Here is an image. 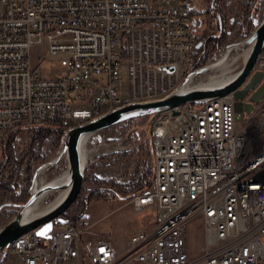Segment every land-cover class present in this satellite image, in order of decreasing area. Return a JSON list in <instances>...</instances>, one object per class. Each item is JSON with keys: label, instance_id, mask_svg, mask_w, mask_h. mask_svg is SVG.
<instances>
[{"label": "built area", "instance_id": "1", "mask_svg": "<svg viewBox=\"0 0 264 264\" xmlns=\"http://www.w3.org/2000/svg\"><path fill=\"white\" fill-rule=\"evenodd\" d=\"M193 3L0 0V140L25 128L67 132L172 94L204 45L196 50L202 24ZM34 51L64 74L43 78L31 65ZM256 70L264 71V58ZM233 106L229 95L157 116L152 186L128 201L154 217L122 250L110 239H83L63 218L48 238H17L0 264H264V109L236 120ZM102 146L125 151L111 136Z\"/></svg>", "mask_w": 264, "mask_h": 264}, {"label": "rangeland", "instance_id": "2", "mask_svg": "<svg viewBox=\"0 0 264 264\" xmlns=\"http://www.w3.org/2000/svg\"><path fill=\"white\" fill-rule=\"evenodd\" d=\"M257 1V12L253 19L255 27L264 16V5H262L263 0ZM246 2H248V0H226L222 7L216 5V11L210 15V18L202 19L201 24L203 28L199 29L196 38L198 39V43L201 41L204 42V45L199 49L193 60L192 69L190 70L191 72L195 71L198 67L210 63L211 61L212 64H214L218 60L219 56L228 49L226 48L227 46L238 44L249 36L245 37L247 35V29L240 20V12L243 10ZM212 5L213 2L210 3V0H194L193 8L197 13L201 14ZM223 6L224 10L222 9ZM221 15L224 18L223 22L225 25L224 29L222 27V31H224L223 33L227 32L228 36L226 42L218 46L216 39H213L212 37L217 36L218 31H220L218 25H216V19ZM229 21L231 22V25L238 26V28L233 30V32L229 30L232 27L231 25H228ZM232 52L233 51L229 52L228 55V57H230V61H232L238 54V52ZM37 54V52H33L34 56L32 57L31 65L33 67H38L39 73L43 78H58L64 74L63 70L57 63L42 62L40 64L36 58ZM263 58L264 57L260 55L259 59ZM214 75L215 74L213 72L197 75L193 80V85H197L202 81H205L202 83H206L207 79ZM185 77L186 76H184V78ZM255 106L258 109H264V100ZM132 121L133 122L127 121L113 126L90 137V141L86 147L88 152L98 149L97 146L99 145L100 140L110 136L115 142L123 141L125 151L123 153L111 154L109 153V148L107 150L101 148L98 151L97 156L95 158L93 157L92 161L87 164L84 185L79 195V197L82 196V201L86 198L87 194L97 190L96 182H106L110 185H120L124 183L127 176L139 166L138 161L140 159L141 162L145 161V167L147 159L140 154L146 156V150L151 148L150 134L153 124H148L149 117L137 118ZM240 125L241 124H238V127H240ZM34 129L38 128H25L17 132L15 140L10 146L13 153V159L10 160V165L6 164L8 160L6 161L4 159V156L0 151V167L4 164V167H1L0 171V206L8 204L6 207L3 206L0 210L4 217V219H0L1 228L10 222L11 219L8 220L10 214H17L19 211V208L17 207L18 205L8 200L7 193L14 191L16 188H23L30 192L31 187L33 186L32 182H34L36 178V175L34 178L35 171L39 167L51 162L61 155L62 144L67 132L62 138L56 135L52 140L46 143L41 153L43 154V157L46 158L45 160L35 164L31 163L29 161L28 153L30 151L31 138L33 137ZM86 150L84 148L83 156L89 154ZM66 167L67 161L64 156L59 163L53 165L52 167H48L45 172L46 181L50 182L60 176ZM13 169H18V173L11 172ZM54 197L55 194L48 197L42 204L41 208H45L48 204H50ZM63 216L62 218H64ZM153 217L154 212H133L128 201L113 200L107 203L93 201L90 204L85 205V210L81 217L82 221H79L77 225L82 232L83 239L88 241H94L96 239H110L115 244L117 250H122L128 237L138 229H145L150 219ZM197 239L198 240L195 244L191 243V253L194 254H198L200 250L198 249L200 238L198 237Z\"/></svg>", "mask_w": 264, "mask_h": 264}, {"label": "water", "instance_id": "3", "mask_svg": "<svg viewBox=\"0 0 264 264\" xmlns=\"http://www.w3.org/2000/svg\"><path fill=\"white\" fill-rule=\"evenodd\" d=\"M240 44L244 46L251 45V50L239 74L228 84L217 88L192 87L187 84L192 75L197 76L211 73L213 70L211 61L208 64L198 67L195 71L190 72L182 86L162 100L144 104L126 105L87 125L68 130L61 151V155L66 157L69 172V181L63 186V190H69L66 198L55 208L38 217L28 219L26 217L27 212L42 191L48 189L62 190L57 185H46L42 190L34 192L31 187L30 198L23 205L17 206L19 208L17 214L10 222L0 228V253L4 251L1 259L6 255V250L4 249L27 232L36 231L38 236L46 238L49 237L54 222L66 224L62 216L79 197L86 176L87 164L84 165L82 163L79 148V139L82 135H90L92 137L100 131L142 117H149L148 124L152 125L155 118L165 111H172L174 108L182 105L199 104L210 99L223 98L229 95H232L234 100L233 110L236 120H241L244 113L249 114L255 105L264 100V71L256 70L253 72L258 58L264 52V16L246 39L238 44L229 45L226 48H232ZM200 46L201 42L196 45V50ZM165 69L170 73L173 71L172 67ZM246 99L248 102H245ZM176 115V112H172V116ZM46 165H51L49 167L53 166L49 162L39 167L35 171L34 178L40 169ZM2 208L0 207V210Z\"/></svg>", "mask_w": 264, "mask_h": 264}, {"label": "trees", "instance_id": "4", "mask_svg": "<svg viewBox=\"0 0 264 264\" xmlns=\"http://www.w3.org/2000/svg\"><path fill=\"white\" fill-rule=\"evenodd\" d=\"M226 0H210V3L213 2V5L209 9L203 11L201 14L197 12H193L191 14L192 18H198L202 21L203 18H210L216 11V5L221 6ZM258 1L257 0H248L243 7V10L240 12V20L242 21L243 25H245L247 29V37L251 34V32L255 29V25L253 23V19L256 14ZM262 5H264V0L262 1ZM224 10V6L222 8ZM223 13V12H222ZM224 18L221 15L219 18L216 19V25H218L219 30L217 36H213V39H216L218 46L224 44L227 40L228 33L222 31V27L224 29ZM228 25H231V22H228ZM232 27L229 29L233 32L238 28L237 25H231ZM221 34V35H220ZM225 37V38H223ZM211 39V40H213ZM219 48V47H217ZM216 48V50H217ZM264 57V52L261 54ZM129 122H133L132 120ZM19 130L9 132L3 136L0 140V151L4 156V159L7 161L6 164L10 165V160L13 159V153L11 151V144L15 140V136ZM66 133V130L62 129H54V128H38L33 130V137L31 138V147L29 151V161L31 163H38L40 161L45 160L46 158L43 157L42 150L47 142L52 140L56 135L62 138ZM143 157H146L147 162L144 167V162H141V159L138 161V167L130 173L126 181L122 184L117 185H110L106 182H96L97 190L92 191L87 194L86 198L82 201V196H80L77 202L72 206V208L64 214V218L68 219L70 223L77 226L79 221H82V215L85 210V205L90 204L93 201L97 202H110L113 200L118 201H129L135 196L139 195L140 193L144 192L148 188L152 186L153 183V176H154V168H153V159H152V149L149 148L146 150V156L140 154ZM142 164V165H141ZM7 165V166H8ZM4 167V164L1 166ZM0 167V171H1ZM11 172L18 173V169L11 170ZM7 198L10 202L17 204L18 206L25 203L30 198V192L23 188H16L12 192L7 193ZM16 213H12L9 215L8 220L12 219ZM71 217V218H70ZM0 219H4L2 212H0ZM79 227V226H78Z\"/></svg>", "mask_w": 264, "mask_h": 264}, {"label": "bare ground", "instance_id": "5", "mask_svg": "<svg viewBox=\"0 0 264 264\" xmlns=\"http://www.w3.org/2000/svg\"><path fill=\"white\" fill-rule=\"evenodd\" d=\"M250 50H251V45L244 46L241 44L233 46L232 48H228L227 50L224 51V53H222L219 56L218 60L214 64H212V67H213L212 72L215 74L214 76L209 77L206 83H202V82H205V81H202L197 85H193V80L196 76L192 75L189 78L187 84H189V86H192V87H204V88H217V87H222L228 84L239 74L240 70L242 69V67L244 66L247 60ZM231 51L238 52V54L236 53L237 55L232 61H230V57H228L229 52ZM171 112H175V108ZM89 141H90V135H82L79 139L80 156H81L82 163L84 165L92 161L93 157L95 158L97 156V153L101 148L107 150L106 146H102V147H98V149L88 152L86 150V147L88 146ZM84 148L86 152H88L90 155L87 154L86 156H83ZM63 157L64 155H59L57 158L52 160L50 163L55 165L59 163L63 159ZM47 166L49 167L51 165L44 166L36 174V178L33 182L32 190L34 192L38 190H42V188L46 185H53V186L57 185L59 188H62V190L48 189V190L42 191L40 196L37 198V200L33 203L32 206H30L27 212V216H26L28 219H33L35 217H38L44 214L45 212L55 208L66 198L69 192V190H65V189L63 190V186L66 185V183L69 181L68 167H66V169L64 170L62 174H60V176H58L57 178L53 179L50 182H47L45 178V172L48 169ZM54 194H55V197L53 201L50 204H48L45 208H41L44 201L48 197ZM42 238H45V237H42Z\"/></svg>", "mask_w": 264, "mask_h": 264}, {"label": "crops", "instance_id": "6", "mask_svg": "<svg viewBox=\"0 0 264 264\" xmlns=\"http://www.w3.org/2000/svg\"><path fill=\"white\" fill-rule=\"evenodd\" d=\"M193 9H194V8H193ZM194 12H196V11L194 10ZM217 18H218V17H217ZM196 19H198V18H196ZM198 21H199V22H202V21H200L199 19H198ZM202 28H203V27H202Z\"/></svg>", "mask_w": 264, "mask_h": 264}, {"label": "flooded vegetation", "instance_id": "7", "mask_svg": "<svg viewBox=\"0 0 264 264\" xmlns=\"http://www.w3.org/2000/svg\"><path fill=\"white\" fill-rule=\"evenodd\" d=\"M245 101H247V99Z\"/></svg>", "mask_w": 264, "mask_h": 264}, {"label": "snow or ice", "instance_id": "8", "mask_svg": "<svg viewBox=\"0 0 264 264\" xmlns=\"http://www.w3.org/2000/svg\"><path fill=\"white\" fill-rule=\"evenodd\" d=\"M42 234V233H41Z\"/></svg>", "mask_w": 264, "mask_h": 264}]
</instances>
